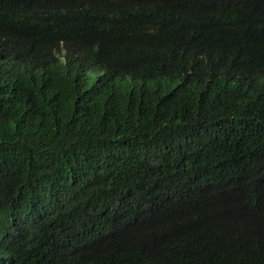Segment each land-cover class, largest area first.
<instances>
[{
  "label": "trees",
  "instance_id": "1",
  "mask_svg": "<svg viewBox=\"0 0 264 264\" xmlns=\"http://www.w3.org/2000/svg\"><path fill=\"white\" fill-rule=\"evenodd\" d=\"M261 19L264 0H0V264H264ZM69 42L98 89L66 83Z\"/></svg>",
  "mask_w": 264,
  "mask_h": 264
},
{
  "label": "clouds",
  "instance_id": "2",
  "mask_svg": "<svg viewBox=\"0 0 264 264\" xmlns=\"http://www.w3.org/2000/svg\"><path fill=\"white\" fill-rule=\"evenodd\" d=\"M261 21L264 22L263 19ZM69 43L68 52L63 51V55L66 53V60L68 61L65 70L70 74V77L65 79L66 83H73L82 90L98 89L100 84L94 69H99L97 63L91 59L92 53L87 48L78 47L73 42ZM66 60L65 56L61 57L62 62L65 63ZM229 79L231 82L237 81L234 76Z\"/></svg>",
  "mask_w": 264,
  "mask_h": 264
},
{
  "label": "bare ground",
  "instance_id": "3",
  "mask_svg": "<svg viewBox=\"0 0 264 264\" xmlns=\"http://www.w3.org/2000/svg\"><path fill=\"white\" fill-rule=\"evenodd\" d=\"M217 16V15H216ZM220 21V20H219ZM240 52V51H239ZM165 55V54H164ZM252 57V56H251ZM210 62V61H209ZM244 62V61H243ZM246 63V62H245ZM224 65V64H223ZM239 68V67H238ZM250 68V67H249ZM243 69H245V68H243ZM257 76V75H256ZM211 81V80H210ZM109 85V84H108ZM241 85V84H240ZM119 86H121V85H119ZM236 87V86H235ZM200 89H201V87H200ZM113 91V90H112ZM218 97V96H217ZM128 100V99H127ZM201 165V164H200ZM124 200V199H123ZM96 203V202H95ZM131 203V202H130ZM104 205V204H103ZM123 205V204H122ZM83 207V206H82ZM81 207V208H82ZM108 226V225H107ZM78 236V235H77Z\"/></svg>",
  "mask_w": 264,
  "mask_h": 264
}]
</instances>
